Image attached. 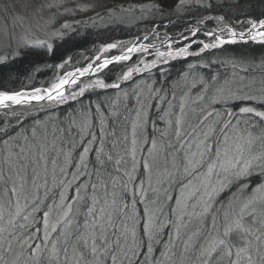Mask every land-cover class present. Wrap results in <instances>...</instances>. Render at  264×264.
Listing matches in <instances>:
<instances>
[{"label": "snow or ice", "instance_id": "6c2138e0", "mask_svg": "<svg viewBox=\"0 0 264 264\" xmlns=\"http://www.w3.org/2000/svg\"><path fill=\"white\" fill-rule=\"evenodd\" d=\"M67 3L0 0V48L12 57L36 49L55 55L56 41L84 23L66 16L91 11L123 23L136 8L138 19L145 10L164 12L163 3ZM189 5L217 7L174 0L171 10ZM225 6L229 14L203 16L178 33L184 46L174 47L167 33L166 51L140 37L106 43L86 67L47 87L0 88V264H264V8L253 11V0ZM206 21L215 26L204 32L207 41L197 40ZM239 44L257 45L259 54L226 48ZM152 48L156 59L137 61L113 83L103 78L110 65ZM189 56L196 61L175 79L162 70V81L122 88L158 63ZM88 75L97 78L81 84ZM96 89L116 92L80 99ZM69 101L76 106L60 111Z\"/></svg>", "mask_w": 264, "mask_h": 264}, {"label": "trees", "instance_id": "16d2710c", "mask_svg": "<svg viewBox=\"0 0 264 264\" xmlns=\"http://www.w3.org/2000/svg\"><path fill=\"white\" fill-rule=\"evenodd\" d=\"M89 3L91 0H68L66 6L73 7L75 3ZM101 2L107 5H123L128 7L129 5H147L151 3H163L164 12L159 11H148L145 10L143 19L142 13L139 8H136L133 13L128 14L124 18L123 23H109L107 18L104 21L95 19V14L91 11L87 13H77L73 16H66L62 19H67L69 22L73 20H82L84 23L76 25L73 23L72 28L68 31L67 35L63 40L56 41V53L55 55H46L44 50L36 49L24 52L21 56L12 57L10 50H5V54H9V59L6 61H0V88H8L19 90L21 88H29L32 86H48L55 79L56 75L69 68H75L84 66L89 62H92L95 55L98 53L100 44L110 42L113 40H121L133 38L137 34L150 30L156 25L158 28H164L167 30H174L183 25H188L192 21H197L207 14L225 15L229 14L230 7L225 6L223 11L220 10L219 5L224 3V0H213V3L217 5L215 11L205 12L202 8L197 9L192 5H189L190 11L184 13H174L171 9L174 7V0H101ZM231 0H229V5ZM254 8L252 9L256 13H259L264 4H261L259 0H253ZM99 10V9H97ZM243 11V9H241ZM231 14L235 15L236 10L231 9ZM92 16L95 20L90 21L88 18ZM171 21V22H170ZM62 22V21H61ZM209 22V21H206ZM211 22V21H210ZM226 48L229 51L238 52H251L255 49L256 53L259 54L260 48L257 45H227ZM118 50H112L115 52ZM216 55L221 53L216 52ZM71 57V61L66 65L65 68L60 69L55 67ZM133 61V60H132ZM195 57H180L170 60L168 63H158L157 67L153 68L150 72L138 73L127 82L122 83V88L130 89L139 80H148L151 82L149 77L156 80H163L164 73H167L168 77L175 79L178 72L186 69L189 63H194ZM128 62L123 64H113L109 66L108 70L102 74L106 81L116 80V77L121 73L122 70H126ZM157 86H160L159 84ZM115 89H96L94 91H88L85 96L80 98L87 102L89 99L95 100L97 96H113ZM48 107L47 104L44 105ZM69 106H76L75 102L69 101L67 105H61L59 110L63 111ZM39 107V106H37ZM21 111L22 109H15ZM3 110H0L2 112ZM28 111L35 112L36 108H29ZM43 115V113H41ZM0 116V119H3ZM15 121H13L14 123ZM31 121L29 120V123ZM163 126V125H161Z\"/></svg>", "mask_w": 264, "mask_h": 264}, {"label": "rangeland", "instance_id": "374dc122", "mask_svg": "<svg viewBox=\"0 0 264 264\" xmlns=\"http://www.w3.org/2000/svg\"><path fill=\"white\" fill-rule=\"evenodd\" d=\"M217 14H207L206 16H216ZM202 25H209V26H211V28H213L214 26H215V23H214V21H209V23L208 22H205L204 24H202ZM195 26V25H194ZM194 26H189V27H184L183 29H181V30H177V29H174V30H170V31H168V32H170V33H172L173 34V39L176 41V43H174V47H180V46H184V41H182L181 39H180V37L177 35L178 33H180V32H185V34L187 35V32H186V30L188 29V28H191V27H194ZM201 28V32L197 35V37H196V39L197 40H205V41H207V38L204 36V32L206 31V30H208V29H211V28H205V27H200ZM153 29V28H152ZM152 29H150V30H152ZM150 30H146V31H143V32H141V33H139V34H137L135 37H133V38H128V39H121V40H113V41H110V42H105V43H102V44H100V46L101 45H103V44H106V43H112V42H124V43H128V42H133L138 36H141L143 33H145V32H147V31H150ZM165 30H167V29H165ZM151 37L152 38H154V36L151 34ZM157 38V37H156ZM159 39H161V40H164L165 39V36H159L158 37ZM99 46V47H100ZM156 48H159V50L160 51H166L167 50V41L166 42H164V43H162V44H156ZM156 48H152V49H150L149 50V52H147V53H138V54H134V56H133V61L131 60V61H129L128 62V64H127V66H126V68L127 67H130V66H133L134 64H136L137 63V61H139V60H145V61H151V60H153V59H156V56H155V52H156ZM5 50H8V49H3V48H0V55H4L5 54ZM197 50V46L194 44L193 46H192V48H190L189 49V51L190 52H192V51H196ZM116 53H119V51H115V52H112V50L109 52V53H107V55H113V54H116ZM97 55H102L101 53H97L95 56H97ZM87 66V64L86 65H84V66H79V67H86ZM75 68H77V67H75ZM72 70H74V68H69V69H67V70H65V71H63V72H60V73H58L57 75H56V77L57 76H61V75H63V73L64 72H66V71H72ZM55 77V78H56ZM97 78V76L96 75H88V76H85V77H81L80 78V83L81 84H84V83H88V82H90L91 80H94V79H96ZM55 80V79H54ZM53 80V81H54ZM115 80H113V81H106L107 83H113ZM70 90H75V86H70Z\"/></svg>", "mask_w": 264, "mask_h": 264}, {"label": "water", "instance_id": "95a60500", "mask_svg": "<svg viewBox=\"0 0 264 264\" xmlns=\"http://www.w3.org/2000/svg\"><path fill=\"white\" fill-rule=\"evenodd\" d=\"M192 25H196V23H192ZM200 26H204V25H200ZM153 30V29H152ZM152 30H150V31H147V32H145V35H149L150 33H152ZM156 31H158L161 35L160 36H164V33H167L168 34V36H173L171 33H169V32H167V31H165V30H163V29H161V28H156ZM144 34V33H143ZM134 41H136V40H134ZM163 41V43L164 42H166V39H164V40H161V39H159V42L157 43V44H162L161 42ZM156 45V44H155ZM117 54H119V53H116V54H113V55H117ZM111 56V55H110Z\"/></svg>", "mask_w": 264, "mask_h": 264}, {"label": "bare ground", "instance_id": "6f19581e", "mask_svg": "<svg viewBox=\"0 0 264 264\" xmlns=\"http://www.w3.org/2000/svg\"><path fill=\"white\" fill-rule=\"evenodd\" d=\"M151 34H152V33H150V34L148 35V36H149V40H147V41H144V40H143V37L145 36V33L142 34L141 36H138V37L141 38V42H143V43H154V44H157V43L159 42V38H156V37L152 38V37H151ZM135 40H136V39H135Z\"/></svg>", "mask_w": 264, "mask_h": 264}]
</instances>
